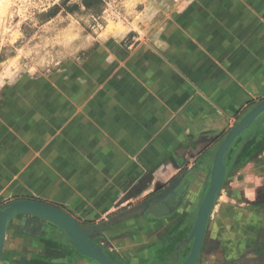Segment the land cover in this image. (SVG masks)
I'll return each mask as SVG.
<instances>
[{
  "label": "crops",
  "instance_id": "1",
  "mask_svg": "<svg viewBox=\"0 0 264 264\" xmlns=\"http://www.w3.org/2000/svg\"><path fill=\"white\" fill-rule=\"evenodd\" d=\"M170 1L98 33L55 73L0 75V209L60 208L112 261L188 258L221 136L264 100V0ZM263 117L247 132L264 135ZM257 151L228 154L197 264H264ZM0 264L100 263L53 224L17 216Z\"/></svg>",
  "mask_w": 264,
  "mask_h": 264
},
{
  "label": "rangeland",
  "instance_id": "2",
  "mask_svg": "<svg viewBox=\"0 0 264 264\" xmlns=\"http://www.w3.org/2000/svg\"><path fill=\"white\" fill-rule=\"evenodd\" d=\"M63 1L65 0H0V75H6L5 78L8 80L11 76H19L21 73H55L65 62L72 59L79 61L81 54L89 48L98 33L122 27L125 24V17L130 19L151 1L166 8L171 2L170 0H106L108 3L106 11L100 18L89 16L84 11L68 14L62 8L57 17L44 22L45 18H42L41 14H45L54 6L61 5ZM81 1L68 0V4H80ZM50 85H54V82H50ZM248 111L236 116L233 124L222 134V139H225L234 124ZM246 133L247 131L243 135ZM243 135L240 138L247 139ZM185 169V164L180 166L179 174H183ZM175 179L178 177H173L170 182ZM210 179L211 173L209 182ZM170 182L163 187H169ZM189 184H196L194 176L190 175L182 186L186 187ZM66 213L80 226L82 225L77 218Z\"/></svg>",
  "mask_w": 264,
  "mask_h": 264
},
{
  "label": "water",
  "instance_id": "3",
  "mask_svg": "<svg viewBox=\"0 0 264 264\" xmlns=\"http://www.w3.org/2000/svg\"><path fill=\"white\" fill-rule=\"evenodd\" d=\"M264 114V100L253 106L233 128L219 146L213 166L211 179L198 213L195 225L190 234L192 244L188 258L182 264H197L203 247L204 236L209 214L218 198L226 175V159L233 144L247 131L254 122ZM17 216H32L47 221L62 230L73 242L82 255L96 260L100 264H124L122 261H112L104 250L89 239L79 223L60 208L34 200H17L8 203L0 209V257L5 241L9 222ZM197 233V234H196ZM122 262V263H121Z\"/></svg>",
  "mask_w": 264,
  "mask_h": 264
},
{
  "label": "trees",
  "instance_id": "4",
  "mask_svg": "<svg viewBox=\"0 0 264 264\" xmlns=\"http://www.w3.org/2000/svg\"><path fill=\"white\" fill-rule=\"evenodd\" d=\"M104 7V0H82L80 4L71 5L68 4V0H65L61 5L54 6L45 14H41V17L45 18L44 22H49L61 13L62 8L68 14H75L78 11L81 12L82 8H84V13L98 17L103 13Z\"/></svg>",
  "mask_w": 264,
  "mask_h": 264
},
{
  "label": "flooded vegetation",
  "instance_id": "5",
  "mask_svg": "<svg viewBox=\"0 0 264 264\" xmlns=\"http://www.w3.org/2000/svg\"><path fill=\"white\" fill-rule=\"evenodd\" d=\"M262 121H264V120H262ZM258 129H257V126L253 127V129L251 131H248L245 135H243V137L246 136L247 139L240 138L234 144L232 152L233 153L236 152L235 153L236 158H239L242 153H245L248 151H253V150L258 149L257 152H261L264 150V135H262L263 133H261L263 128L262 129L258 128ZM250 144H251V146H250ZM233 153H231L230 155H232ZM227 162H228V160H227ZM253 167H255V166H253ZM227 174H228V171H227V164H226V176H227ZM225 180L226 179H224V182H225ZM206 233H207V228H206L205 235H206ZM173 258H174V262L172 264H182L185 261L184 259L178 260V258H176V256H174ZM113 261H116V260H113Z\"/></svg>",
  "mask_w": 264,
  "mask_h": 264
},
{
  "label": "bare ground",
  "instance_id": "6",
  "mask_svg": "<svg viewBox=\"0 0 264 264\" xmlns=\"http://www.w3.org/2000/svg\"><path fill=\"white\" fill-rule=\"evenodd\" d=\"M258 120V119H257ZM256 120V121H257ZM205 199V198H204ZM215 203H216V201H215ZM211 215V214H210ZM197 234V233H196ZM194 240H195V237L193 238V240H192V244H193V242H194ZM95 242V241H94ZM122 261V260H121ZM122 263V262H121ZM124 264H125V262H123Z\"/></svg>",
  "mask_w": 264,
  "mask_h": 264
}]
</instances>
